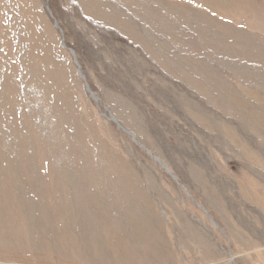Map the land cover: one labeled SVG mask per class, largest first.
<instances>
[{
    "label": "rangeland",
    "instance_id": "1",
    "mask_svg": "<svg viewBox=\"0 0 264 264\" xmlns=\"http://www.w3.org/2000/svg\"><path fill=\"white\" fill-rule=\"evenodd\" d=\"M0 264H264V0H0Z\"/></svg>",
    "mask_w": 264,
    "mask_h": 264
}]
</instances>
